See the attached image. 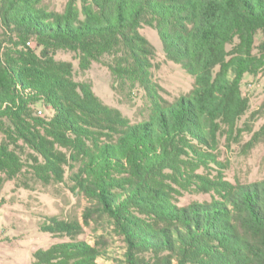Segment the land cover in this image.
Segmentation results:
<instances>
[{
  "label": "trees",
  "instance_id": "obj_1",
  "mask_svg": "<svg viewBox=\"0 0 264 264\" xmlns=\"http://www.w3.org/2000/svg\"><path fill=\"white\" fill-rule=\"evenodd\" d=\"M146 27L194 78L189 92L161 93ZM0 29V188L88 202L85 224L45 216L41 231L68 239L32 264H99L106 235L80 238L91 221L123 239L128 264H264V178L230 180L221 155L247 130L246 76L264 71V0H0ZM94 63L127 99L143 91L141 120L78 79ZM187 194L208 198L181 204Z\"/></svg>",
  "mask_w": 264,
  "mask_h": 264
},
{
  "label": "rangeland",
  "instance_id": "obj_2",
  "mask_svg": "<svg viewBox=\"0 0 264 264\" xmlns=\"http://www.w3.org/2000/svg\"><path fill=\"white\" fill-rule=\"evenodd\" d=\"M57 9H63L68 0H50ZM1 31V29H0ZM142 33L158 48L154 68V79L161 86V93L168 99H175L182 93L189 92L194 84V78L180 64L167 60L161 40L155 29L146 27ZM262 35L258 36L261 40ZM60 58L72 59L71 54H60ZM78 79H89L94 83L96 93L108 104L120 108L133 121L141 120L146 104L142 99L143 91L135 93L131 101L112 88V76L107 67L94 63L92 68L82 72L77 69ZM242 90L251 99V109L243 117L239 125L247 130L232 143L222 141V159L229 161L226 175L230 180L242 182L255 181L264 178V138L254 141V132L264 124V71L258 76H246ZM42 114L51 110L40 108ZM256 112L252 116V113ZM251 129V130H250ZM252 142V144H250ZM206 195L187 194L181 199V204L192 200H203ZM0 264H32V253L40 248L46 249L53 243L67 240V237H57L41 231L40 224L45 216L57 215L60 218L77 217L85 224L83 210L88 202L76 199L67 190L60 189L56 195L51 189L39 188L30 191L16 188L14 181H8L0 188ZM85 231L80 236L91 243L99 234H105L108 239L107 253L99 259V264H128L125 257L123 239L107 227L106 222L84 225ZM106 228V229H105Z\"/></svg>",
  "mask_w": 264,
  "mask_h": 264
}]
</instances>
